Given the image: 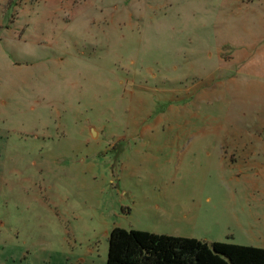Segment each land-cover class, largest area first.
Returning <instances> with one entry per match:
<instances>
[{
  "label": "rangeland",
  "instance_id": "374dc122",
  "mask_svg": "<svg viewBox=\"0 0 264 264\" xmlns=\"http://www.w3.org/2000/svg\"><path fill=\"white\" fill-rule=\"evenodd\" d=\"M190 1L0 0V264H106L115 226L264 247V19Z\"/></svg>",
  "mask_w": 264,
  "mask_h": 264
},
{
  "label": "trees",
  "instance_id": "16d2710c",
  "mask_svg": "<svg viewBox=\"0 0 264 264\" xmlns=\"http://www.w3.org/2000/svg\"><path fill=\"white\" fill-rule=\"evenodd\" d=\"M106 264H264V247L115 226Z\"/></svg>",
  "mask_w": 264,
  "mask_h": 264
},
{
  "label": "crops",
  "instance_id": "0c3cea01",
  "mask_svg": "<svg viewBox=\"0 0 264 264\" xmlns=\"http://www.w3.org/2000/svg\"><path fill=\"white\" fill-rule=\"evenodd\" d=\"M191 4L194 9H199L214 18L240 17V14L253 12L256 18L264 19V0H192ZM256 31L261 34L264 33V22L256 27ZM251 92V90L243 89L233 79L222 83L218 90V93L223 95L231 94L236 97H250Z\"/></svg>",
  "mask_w": 264,
  "mask_h": 264
}]
</instances>
